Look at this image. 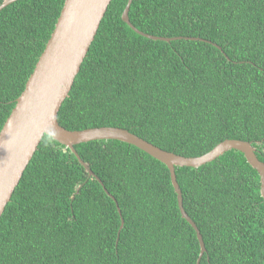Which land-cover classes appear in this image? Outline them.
Wrapping results in <instances>:
<instances>
[{"label":"trees","instance_id":"1","mask_svg":"<svg viewBox=\"0 0 264 264\" xmlns=\"http://www.w3.org/2000/svg\"><path fill=\"white\" fill-rule=\"evenodd\" d=\"M5 0H0V4ZM112 0L58 112L67 130L118 127L183 157L226 139L264 163V0ZM64 0L0 10V130ZM77 156L44 135L0 217V264H196L167 167L133 145L96 140ZM205 252L199 264H264L259 175L231 149L175 167Z\"/></svg>","mask_w":264,"mask_h":264},{"label":"water","instance_id":"2","mask_svg":"<svg viewBox=\"0 0 264 264\" xmlns=\"http://www.w3.org/2000/svg\"><path fill=\"white\" fill-rule=\"evenodd\" d=\"M15 1L17 0H5L0 4V10ZM111 1L64 0L50 38L0 130V216L44 135L67 147L77 156L89 176L94 177V173L80 159L74 146L96 140H116L137 147L167 167L181 217L194 229L199 242L200 252L196 262L199 264L205 246L197 226L183 208L175 167H199L228 150H237L257 171L260 196L264 200V163L257 158L255 148L250 142L239 139H226L198 157H183L165 151L123 128L102 126L67 130L59 124L58 112L72 88ZM131 1H127L122 12L123 22L136 33L150 39L173 40L145 35L135 29L128 18Z\"/></svg>","mask_w":264,"mask_h":264},{"label":"clouds","instance_id":"3","mask_svg":"<svg viewBox=\"0 0 264 264\" xmlns=\"http://www.w3.org/2000/svg\"><path fill=\"white\" fill-rule=\"evenodd\" d=\"M175 176H176V174H175ZM171 180V179H170ZM176 182H177V179H176ZM172 184V183H171ZM177 184H178V182H177ZM178 186H179V184H178ZM172 187H173V185H172ZM180 189V188H179ZM173 190H174V187H173ZM181 191V190H180ZM175 192V191H174ZM176 194V193H175ZM182 195V194H181ZM177 196V195H176ZM262 198V197H261ZM264 201V200H263ZM5 209V208H4ZM1 217V216H0ZM199 231V230H198Z\"/></svg>","mask_w":264,"mask_h":264}]
</instances>
